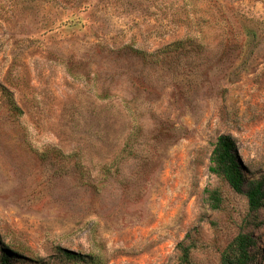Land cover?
Masks as SVG:
<instances>
[{"label": "rangeland", "instance_id": "374dc122", "mask_svg": "<svg viewBox=\"0 0 264 264\" xmlns=\"http://www.w3.org/2000/svg\"><path fill=\"white\" fill-rule=\"evenodd\" d=\"M0 88V257L220 264L246 232L264 264V208L209 171L229 135L264 186V0H0Z\"/></svg>", "mask_w": 264, "mask_h": 264}, {"label": "trees", "instance_id": "16d2710c", "mask_svg": "<svg viewBox=\"0 0 264 264\" xmlns=\"http://www.w3.org/2000/svg\"><path fill=\"white\" fill-rule=\"evenodd\" d=\"M181 42L174 44L180 47ZM7 100V105L11 112L20 114V110L12 99L10 93L0 88ZM209 171L217 178L222 179L236 193L245 196L248 211L257 214L264 208V186L262 182H250L245 184V180L238 162V155L233 139L229 135H221L217 138L210 156ZM210 207L218 210L222 199L218 190H206ZM258 253L257 241L255 237L246 232H240L223 250L220 257V264H255ZM60 254L67 260L82 261V256L71 251L60 250ZM12 260L2 255L0 264H13ZM184 261L187 263V253L184 251Z\"/></svg>", "mask_w": 264, "mask_h": 264}]
</instances>
